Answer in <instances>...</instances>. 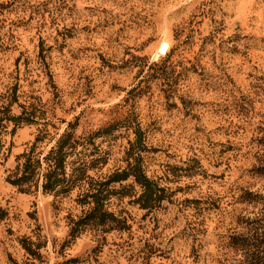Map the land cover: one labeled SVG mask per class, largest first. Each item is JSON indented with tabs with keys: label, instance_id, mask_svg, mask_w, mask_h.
<instances>
[{
	"label": "rangeland",
	"instance_id": "1",
	"mask_svg": "<svg viewBox=\"0 0 264 264\" xmlns=\"http://www.w3.org/2000/svg\"><path fill=\"white\" fill-rule=\"evenodd\" d=\"M15 82L20 101L37 97L59 132L77 115L81 133L137 114L148 134L147 174L175 194L150 213L133 198L114 197L111 208L128 219L129 232L106 234L97 255L91 250L101 235L91 231L62 247L68 217L83 208L77 191L55 198L10 182L17 155L39 128L23 125L4 135L0 153V264L71 257H81L79 264H221L239 257L225 243L244 231L239 218L257 211L241 196L264 192L253 170L264 154V0H0V92ZM122 133L103 146L110 153L104 172L123 164ZM28 237L45 242L42 260L24 249Z\"/></svg>",
	"mask_w": 264,
	"mask_h": 264
},
{
	"label": "trees",
	"instance_id": "2",
	"mask_svg": "<svg viewBox=\"0 0 264 264\" xmlns=\"http://www.w3.org/2000/svg\"><path fill=\"white\" fill-rule=\"evenodd\" d=\"M40 58L47 68L51 83L56 87L43 51L40 52ZM140 80L137 86L129 90V94L140 86ZM19 89V82H15L0 92V153L6 144L4 135H13L23 125L39 126L34 140L17 155V165L9 180L24 192L41 190L55 198L69 197L77 191L75 201L83 208L82 213L68 217V239L62 247L91 231L96 236L101 235V240L97 239L98 245L91 250L97 255L104 247L106 234L129 232L131 225L128 219L111 208L114 197L133 198L132 203L148 213L161 208L164 201H172L175 192L147 174L143 154L150 151L148 134L137 114L130 113L124 118L81 133H78L80 116L77 115L72 120H64L66 127L59 132V127L50 121L48 110L37 101V97L31 96L36 101L25 99L22 102ZM15 108L18 112H15ZM49 126L56 130L54 134L50 132ZM122 130L126 131L128 138V146L121 159L123 164L104 172L110 153L103 146L125 137ZM258 140L264 146V136ZM44 143L45 146L41 148ZM257 160L259 163L253 168L254 173L264 178V154L257 155ZM241 199L254 204L257 211L253 216L239 218L244 231L230 234L225 243L239 257L231 263L221 264H264V192L244 190ZM21 242L29 255L42 260L41 249L46 246L45 242H36L29 237L23 238ZM81 261V257H71L54 264H79Z\"/></svg>",
	"mask_w": 264,
	"mask_h": 264
},
{
	"label": "bare ground",
	"instance_id": "3",
	"mask_svg": "<svg viewBox=\"0 0 264 264\" xmlns=\"http://www.w3.org/2000/svg\"><path fill=\"white\" fill-rule=\"evenodd\" d=\"M168 49H169V44L165 42V43L161 46L162 53H165L166 51H168Z\"/></svg>",
	"mask_w": 264,
	"mask_h": 264
}]
</instances>
